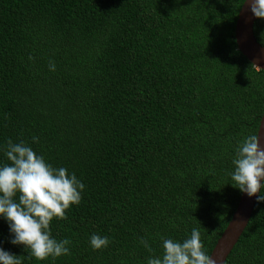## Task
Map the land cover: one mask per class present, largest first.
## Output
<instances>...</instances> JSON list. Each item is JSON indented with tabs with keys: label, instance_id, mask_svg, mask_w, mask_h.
Returning <instances> with one entry per match:
<instances>
[{
	"label": "trees",
	"instance_id": "16d2710c",
	"mask_svg": "<svg viewBox=\"0 0 264 264\" xmlns=\"http://www.w3.org/2000/svg\"><path fill=\"white\" fill-rule=\"evenodd\" d=\"M242 2L0 0V165L24 141L85 185L50 223L69 255L37 260L3 216L0 247L22 264H147L161 237L196 227L209 254L240 194L236 147L264 108V71L234 41ZM252 31L264 46V18ZM223 264H264V201Z\"/></svg>",
	"mask_w": 264,
	"mask_h": 264
},
{
	"label": "clouds",
	"instance_id": "9594fccd",
	"mask_svg": "<svg viewBox=\"0 0 264 264\" xmlns=\"http://www.w3.org/2000/svg\"><path fill=\"white\" fill-rule=\"evenodd\" d=\"M250 10L257 18H264V0H250ZM49 70H56L54 61H49ZM32 139L39 140L35 136ZM4 151L10 163L0 165V216L8 221L14 234L11 243L24 245L40 261L69 255L71 241L52 237L50 223L53 218L67 219L66 210L73 204L79 205L85 185L75 173L53 167L24 141L14 143L9 139ZM232 163V185L249 197L259 192L257 201H264V147L258 133L238 143ZM161 239L162 256L150 257L147 264H217L204 251L202 235L196 227L183 241ZM140 242L149 252L153 251L146 239L141 238ZM90 244L99 250L107 248L110 240L93 234ZM0 264H22V256L0 247Z\"/></svg>",
	"mask_w": 264,
	"mask_h": 264
},
{
	"label": "water",
	"instance_id": "95a60500",
	"mask_svg": "<svg viewBox=\"0 0 264 264\" xmlns=\"http://www.w3.org/2000/svg\"><path fill=\"white\" fill-rule=\"evenodd\" d=\"M255 18L256 16L250 10V0H243L235 19L233 36L236 48L240 54L253 67L264 71V46L255 40L252 31ZM256 133H258L260 145L264 147V108L259 117ZM257 194L249 197L246 193L240 191L229 220L208 254L217 261V264H223L226 256L244 229Z\"/></svg>",
	"mask_w": 264,
	"mask_h": 264
}]
</instances>
